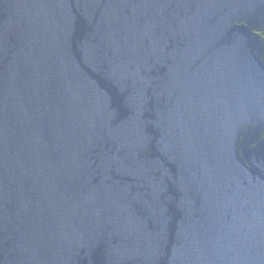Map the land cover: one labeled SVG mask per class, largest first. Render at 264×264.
Instances as JSON below:
<instances>
[{
	"label": "water",
	"instance_id": "water-1",
	"mask_svg": "<svg viewBox=\"0 0 264 264\" xmlns=\"http://www.w3.org/2000/svg\"><path fill=\"white\" fill-rule=\"evenodd\" d=\"M0 264H264V0H0Z\"/></svg>",
	"mask_w": 264,
	"mask_h": 264
}]
</instances>
